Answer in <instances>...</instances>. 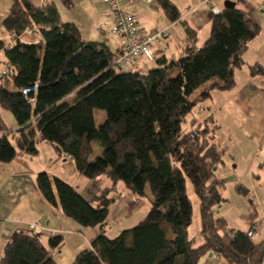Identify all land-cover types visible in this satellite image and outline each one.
Listing matches in <instances>:
<instances>
[{"label": "trees", "instance_id": "16d2710c", "mask_svg": "<svg viewBox=\"0 0 264 264\" xmlns=\"http://www.w3.org/2000/svg\"><path fill=\"white\" fill-rule=\"evenodd\" d=\"M152 2L170 21L179 18L169 0ZM2 24L16 40L4 49L8 65L0 77V111L8 110L19 129L18 135L6 132L0 115V162H10L17 150L34 156L37 144L45 141L69 156L80 175L110 180L88 199L45 171L36 176L46 202L83 227L99 228L90 246L69 264H198L209 252L231 264H262L264 242L253 243L252 226L229 228L214 215V207L225 200L220 192L225 180L216 174L225 147L213 139L212 116L186 122L196 99L234 86L241 54L260 31L245 9L234 5L216 13L198 48L195 32L186 27L183 54L175 60L159 58L146 73L115 72L116 52L103 42L83 40L73 22L60 19L53 3L36 8L28 0H14ZM25 28H35L41 39L20 38ZM95 109L105 114L98 125ZM93 145L98 153L91 158ZM186 179L199 201V245L188 238L192 203ZM118 181L135 199L145 197L148 187L150 207L138 223L108 237L104 227ZM235 190L248 191L242 184ZM62 244V235L49 237L45 245L38 233L21 227L5 243L0 264H56L49 249Z\"/></svg>", "mask_w": 264, "mask_h": 264}, {"label": "crops", "instance_id": "0c3cea01", "mask_svg": "<svg viewBox=\"0 0 264 264\" xmlns=\"http://www.w3.org/2000/svg\"><path fill=\"white\" fill-rule=\"evenodd\" d=\"M13 1L0 0V77L8 65L4 49L12 46L16 40L2 24V20L8 14ZM28 1L36 8L45 3H53L60 19L65 22H73L85 41L103 42L112 53H115L121 44V39L111 33L113 16L102 0ZM169 1L176 6L180 14L175 21H170L163 9L156 3L146 0H134L133 3H125L123 6L124 10L133 16L139 30H166V36L161 44L154 46L153 56L150 59L140 58L141 73H146L149 69L157 67L158 59L161 57L167 60H175L183 54L187 42L186 27L192 29L196 34L194 47H200L209 36L212 18L225 7L224 2L226 0ZM229 1L235 2L237 7L245 9L258 23L260 31L254 39L248 42L241 54L243 65L234 71V86L227 90L212 89L207 98L210 99V104L207 107L201 105L203 108L201 111L204 112L207 109L208 113L204 117H195L202 121L207 116H212L216 124L213 139L217 144L226 146L232 141L231 136L234 134L232 133L226 138L220 135L222 123L220 114L218 116L217 113V111L220 112L219 103L229 99L232 102V109H228L230 114L235 112L243 115L240 122L236 124L237 130L244 139L242 144L245 147L251 144V148L254 150L252 157L245 155L249 159V166L245 175L250 178L248 187L252 189L247 188V193L241 195L248 196V204L242 208L232 206L224 210L220 206L217 211H214V215L223 217L229 228L244 231L252 226L253 229L264 232V170L260 173L253 172L255 154L258 151H264V8L262 6L264 0ZM31 30V36L23 34L20 38L24 40L29 38L31 41L40 40L41 36L36 33L35 28ZM254 65L259 70L255 72L251 70V66ZM3 111V109L0 111V115L6 125V132L10 131L13 133L11 135H18L19 126L14 120L8 119V114L3 113ZM6 120L9 122L7 123ZM188 120L186 119V122ZM1 135L2 132H0V137ZM11 135H8V138L12 145H15ZM36 147L38 152L34 156L17 150L16 156L10 162H0V257L11 233L15 229L27 227L28 224H35L40 227L38 234L45 245H47L49 237L71 232L66 229V226H72L74 223L62 214L60 207L52 206L46 202L38 190L35 180L39 172L45 171L50 176L64 180L88 199H90L88 194L96 193L100 189V183L103 184L102 177L88 179L80 175L76 171L72 159L67 155L59 154L50 143L40 141ZM253 147L255 148L253 149ZM236 169L237 165H233L224 157V162L219 166L216 174L224 180L228 178L229 182L238 184L240 179L235 174ZM251 176L253 177L251 178ZM108 181L110 180L108 179ZM261 183L263 184L261 185ZM149 207L150 204L147 199L144 202L141 198H132L126 191L119 195L117 201L114 198L108 217H111V223L121 225L118 229L114 228L116 234L126 229L122 225L126 224L125 222L130 220L136 211L141 210L146 213ZM109 228L110 225L106 220L104 227L106 236ZM199 231L198 239L188 237L194 242V245H199L202 242ZM98 232V227H91L89 235H82L83 239L78 240V247L84 246L83 249L89 247L91 240ZM252 241L254 244L264 242L261 236H252ZM58 249L55 250L58 251ZM49 251L52 253V249ZM198 263L231 264L220 255L211 252L201 257ZM262 264H264V260Z\"/></svg>", "mask_w": 264, "mask_h": 264}, {"label": "rangeland", "instance_id": "374dc122", "mask_svg": "<svg viewBox=\"0 0 264 264\" xmlns=\"http://www.w3.org/2000/svg\"><path fill=\"white\" fill-rule=\"evenodd\" d=\"M26 40L31 41V39H29V38H27ZM199 92H200V90L198 92L194 93L192 95V97L196 98L198 96ZM209 101H210V99H207V100L196 99V104H195L194 108L192 109V111L190 112V114L186 117V119H190L193 116H196V117H202L203 116L204 117V115H206L208 113V110L205 109L204 112L201 111L203 109L202 106L204 105V107H207V105L210 104ZM219 102H220V100H219ZM219 107H220V112L217 111V113H218V116L220 114L221 123H222V129L220 131V135L223 138H226V137H228V135H230L232 133L234 134L231 136L232 141L230 143L226 144V146H224L225 147V152H224L225 158L227 159V161H230L233 165H237V169L235 170V174H237L236 176L238 177V179H240V180H238V184H242L246 188L252 189V188L248 187L250 178H248V176H246L245 173L247 172L248 166H249L248 165L249 159H247L246 156L252 157L254 150H252L251 144H248L247 147H245L244 144H242L244 139H243L241 133L238 132L237 125H236L243 118V115L237 114L235 112L232 115L230 114L228 109H232V102L229 99H227V101H223L222 103H219ZM3 113L8 114V119H10L12 121L14 120L13 116L11 115V113L8 110H4ZM104 117H105V114L102 110H98V109L94 110V118H95V122L97 125L103 121ZM6 122L8 123L9 120H6ZM254 148L255 147H253V149ZM97 153H98V148L96 145H93V151L91 154V158H94ZM263 170H264V151H262V152L258 151L255 154L253 172L254 173H260ZM252 177L253 176H251V178ZM102 181H103V184L100 183V188H102L103 186L109 185V183H110V181H108V179H106L104 177H102ZM229 181L230 180L228 178L227 179L225 178V184L221 189V194L224 196L225 200L219 206H215L214 211H217L220 206H222L223 210L230 208L232 206H237L239 208L247 206L248 196L245 197V195L238 194L235 190V186L237 183H234V182L231 183ZM262 184L263 183H261V185ZM185 185H186L187 195H188V197L192 203V221H191L190 226L188 227V237L190 239L196 240L199 238L198 231L200 229V217H199V210H198L199 201H198L197 196L194 194L193 187H192V184H191L189 179H186ZM125 191H126V189L124 188L122 182L118 181L116 184V191L111 192L110 196L112 198H115V201H117L119 199V195H121V193L125 192ZM145 192H146L145 197L141 198L142 201H144V202H146V199L150 198V192H149L148 187H146ZM88 197L91 199L93 197V194L91 195L89 193ZM92 204L94 206H97V204L95 202H92ZM145 214L146 213L142 212L141 210L136 211V213L131 216V219L127 220L125 222L126 224H123L122 226H125V228L132 227L133 225L138 223L145 216ZM69 220H70V222L74 223L72 226H66V229H69L71 232L62 233L61 235H63L64 240H63L62 246H60V248L58 249L59 252L56 251L55 249H52V251H51L52 253H50L52 255L54 261L56 262V264H69V263H71L73 261L75 255H76V253L78 251H80L81 249H83L82 247H84V246L78 247V245H79L78 240L80 238L83 239L82 235L88 236L89 233L91 232V227H83V226L79 225L77 222H75L74 220H72L70 218H69ZM107 222L109 223L110 228L106 234L108 237H114L115 235H117L116 234L117 232L115 231V229H118V227L121 225H116V224L111 223V217L110 216L107 218ZM112 229H114V230L111 231ZM79 231H81L82 233Z\"/></svg>", "mask_w": 264, "mask_h": 264}, {"label": "built area", "instance_id": "2783aa9c", "mask_svg": "<svg viewBox=\"0 0 264 264\" xmlns=\"http://www.w3.org/2000/svg\"><path fill=\"white\" fill-rule=\"evenodd\" d=\"M113 16L111 33L121 39L111 67L115 72H138L140 58L150 59L153 56L154 46L161 44L166 36V30L142 31L136 27L133 16L124 10L125 3H133L134 0H102ZM152 2V0H146ZM264 8V4L262 5ZM23 34L32 35L30 28H25ZM22 34V35H23ZM28 229L33 233L40 232V227L28 224ZM252 236H261L264 240V232L253 229Z\"/></svg>", "mask_w": 264, "mask_h": 264}, {"label": "water", "instance_id": "95a60500", "mask_svg": "<svg viewBox=\"0 0 264 264\" xmlns=\"http://www.w3.org/2000/svg\"><path fill=\"white\" fill-rule=\"evenodd\" d=\"M235 5V2H232V1H229V0H226L224 2V6L225 7H233ZM216 168L214 167L213 170H215Z\"/></svg>", "mask_w": 264, "mask_h": 264}]
</instances>
